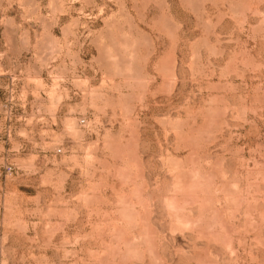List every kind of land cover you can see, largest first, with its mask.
<instances>
[{"label":"rangeland","instance_id":"obj_1","mask_svg":"<svg viewBox=\"0 0 264 264\" xmlns=\"http://www.w3.org/2000/svg\"><path fill=\"white\" fill-rule=\"evenodd\" d=\"M0 264H264V0H0Z\"/></svg>","mask_w":264,"mask_h":264}]
</instances>
